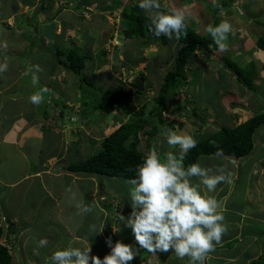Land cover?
Here are the masks:
<instances>
[{
  "label": "crops",
  "instance_id": "obj_1",
  "mask_svg": "<svg viewBox=\"0 0 264 264\" xmlns=\"http://www.w3.org/2000/svg\"><path fill=\"white\" fill-rule=\"evenodd\" d=\"M60 1L18 0V5L11 7V0H3V4L0 6V44H13L6 47V52L3 51L5 46H0V61L4 59L3 55L8 53L9 56L13 55V59L18 62L7 63V74L3 78L0 77V102H4L2 106L6 110H10L8 118L11 121L9 128L3 133V142L9 144L2 152L6 158L4 163L6 177L0 178V185L3 188V197L1 196L3 209L0 211V217L4 221L8 217L13 222L15 233L12 236L14 237L18 233L23 250L26 244L36 246L31 252L25 251L24 264H36L37 259L41 262L40 264H50V256L53 251L69 245L83 248L87 246L88 242L91 246L90 254L103 259L111 251L106 244L108 239H111L113 244L119 240L137 248L139 255L130 264H158L166 258V260H175L177 257L175 254L171 255V252H157L156 257L139 248L131 229L120 222L119 213L127 217L131 212L129 191L132 186L129 183L121 182L117 179L118 176L82 171L73 172L66 169L68 162H75L71 160V154L75 150L73 144L79 140L74 139V132H69L71 126L68 122L59 120V118L62 120L66 117L65 114L68 112H64V108L60 109L58 101L63 103L59 104L60 106H67V98L73 97L74 93L78 95L79 89L74 88L75 92L66 91L67 85L71 83L65 84V82L71 77L73 78L75 73L69 70V73H73L70 76L66 72L65 75H62L64 72H59L58 66L61 64L58 60V44L64 45L67 39H73L80 47H85L89 46L91 38L96 47H99V43L103 42L102 37L108 38L105 42L115 41V30L114 36L108 33V28H112L113 23L110 16H113L117 23L121 11L120 6H123L124 2L119 0L118 6L114 5L110 8L107 3H100V0H67L71 7L68 5L62 7ZM79 7L84 9L79 10ZM97 8L99 17H103V23L107 25L102 24L97 27L93 19L94 11ZM13 24L14 27H12ZM25 25L27 28H24ZM28 39L31 43L28 42ZM36 41L38 42L36 43ZM27 51L29 55L18 61V55ZM51 62L54 65V73L42 72L40 74V72L35 73L34 70L33 72L28 71L34 65L40 66L44 63L49 65ZM106 64L108 63L99 61L89 63L87 61L80 72L84 73L87 78L93 75V78H90L95 80L93 83L106 84L107 86L111 81L105 76L108 72H103L106 69ZM56 66L57 69H55ZM33 74L39 77V83L36 85L32 82ZM74 78L73 83L78 88L79 79L78 77ZM21 79L24 80L20 81ZM42 85L50 86L51 91L48 90L44 93V101L38 104L44 109L37 111L38 105L30 103L29 98L32 94L40 91ZM66 92H69L70 95ZM79 97L81 98L82 95ZM47 100L49 101L47 102ZM53 100L52 105L56 103L57 106L49 115L47 105ZM44 102H47L46 105L43 104ZM251 102L249 104L251 107L249 105L247 107L257 110L259 107L256 98ZM25 103L29 108L26 105L24 107ZM10 104L15 107L14 112L11 110ZM233 106L238 110L234 109L228 114L233 120L230 119L229 124L231 125H226L227 127L235 126L252 115L249 112L246 113L247 108L244 106L239 104ZM67 108L69 109L68 106ZM224 114H226L225 111L221 114L212 111L211 119L228 116ZM0 118L2 117L0 116ZM66 119H71L73 122L71 116H67ZM204 119L197 124L198 130L206 123ZM84 120L87 121L86 118ZM185 123L182 127L176 125L172 130L182 132ZM162 134H156L154 140H158ZM103 136L97 138L100 140ZM202 137L204 136L202 135ZM259 137V150L256 153H253L252 149L243 156L225 154L220 160H205V162H210V166L213 168L220 164H226L231 176L228 182L218 184L215 193L212 194L221 205L220 211L225 217L223 222L228 230L221 241L214 245V251L208 254L204 264L207 262L212 264L213 261L215 263L218 258L224 262L231 261L233 263L242 257L244 258L242 264H248L252 260L253 251L259 250L256 258L260 256L264 244V136L262 138L259 135ZM95 138L92 137V139ZM89 140V142H93L91 138ZM145 143H141V147L147 149ZM160 144L162 145L161 151L165 147L168 148L165 150L166 152L169 150L164 136H162ZM13 149L16 153L10 151ZM10 164L11 166H9ZM21 165H23V173L14 175L15 169ZM12 168L13 170L10 171ZM127 181L129 182V180ZM239 183L242 184L243 190L240 195L233 192L235 184ZM81 200L93 207L92 212L83 216L78 213L76 204ZM37 218L42 219V223L33 224L32 222ZM30 224L36 228L39 225L36 235L38 239H35L34 242L30 238L35 234L27 232ZM102 224H104L102 232L92 235L90 226L96 225L98 229ZM118 228L120 231H113ZM40 229H43L44 232ZM42 238L48 242L47 246L43 248L39 247V240ZM16 240L14 237L10 241L11 264H19L18 251L14 244ZM250 248L253 251L242 253L243 250ZM37 249L41 251L39 252ZM186 261L187 257L183 262L186 263Z\"/></svg>",
  "mask_w": 264,
  "mask_h": 264
},
{
  "label": "rangeland",
  "instance_id": "obj_2",
  "mask_svg": "<svg viewBox=\"0 0 264 264\" xmlns=\"http://www.w3.org/2000/svg\"><path fill=\"white\" fill-rule=\"evenodd\" d=\"M64 1V0H63ZM101 1V2H100ZM100 3H107L108 7H112L115 1L117 0H100ZM123 1V6H120V8H128L134 3H139L140 0H120ZM218 0H160L161 6L164 7L166 11L169 10H182L186 13V21L191 25L193 29H195L197 32L204 34L206 32V27L209 25H212V16L210 14V10L208 9V4H213ZM126 3V4H125ZM3 4V0L0 1V6ZM11 7H15L18 5V0H11ZM9 5V6H10ZM60 5L64 7L61 3ZM7 7V6H6ZM5 7V9H6ZM104 7H106L104 5ZM99 8V7H98ZM96 9L94 11V21L96 22L97 27L101 26L103 23V17H99L98 10ZM2 9V8H1ZM64 9H70V8H64ZM83 7H79V10H83ZM1 11V10H0ZM145 14L150 16L153 13H148L143 10ZM108 16V15H107ZM112 18V28H108V33H111V36H114V30H115V41L112 40V42H108L107 37H102L103 42L99 43V47H96V44L93 39H89V46L80 47V45L77 44V41L75 42L73 39H67L65 41L64 45L58 44L59 52L58 57L61 60H66V56H68V50L70 48L76 49L79 53L86 52L87 59L89 63L93 62H102V63H108L106 64V69L103 70V72H108V76L105 75L109 81V85H100L99 83H93L95 80H91L88 78L90 82L86 83L83 82L80 84L78 82V88L75 86L74 77H79L76 74H73L72 72L69 73L68 69H64L61 65L59 67V72H64L62 75L69 74L72 76L65 84H69L66 87V91L69 92H75L74 88L79 89V94L77 95L74 93V96H70L67 99L66 105L67 106H60L59 104H63L58 101V106L60 109L64 108V112H68V114L64 113L65 116H71L72 120L66 119L64 117L62 120L59 118L62 122H68V124L71 126L69 132H74V139L77 138L79 142L77 141L73 145H75V150L71 154L73 161H78L86 158L88 155L96 152L100 148V142L98 141L99 138L106 133H108L110 130H112L115 126H117L119 123L127 120V115H123L121 110L118 108H112L111 110L107 112H101L97 109H90L88 108V113L86 116L80 115L84 107L86 106L85 110H87V107L90 106L92 103L97 101L99 97V93L101 92V89H104L106 87L111 86H117L118 84L124 85L126 88L133 89L134 86L132 83H134V79L138 77L141 73L144 76V85L146 87V90H143L142 96L139 97L135 96L134 101L139 106L140 103H145L151 105V101L153 96L157 93L159 82L163 75L166 73L167 70L171 69L173 66V58L174 54L177 48V45L179 44L178 40L173 37L172 39H169L167 37V43L162 44L159 40L156 41H149L146 39L141 38H134V39H123L121 38V16L119 14L118 16V22L116 23L113 16H110ZM227 20L232 25V32L228 36L227 44L229 45V50L227 52H219L216 47H213L209 55H205L202 52L197 51L195 55L192 56L191 60L186 64V73H187V83L186 85L182 86L177 93H175L171 98L167 106L162 110V115L166 118V120H169V123H165L161 126L159 133H165L166 129H172L173 127H182L183 123L184 130L182 132H188L194 136L196 140L200 139L206 134L210 133V131L214 130L215 128L219 127V125L224 126H230V119L233 120L232 117H230V111L238 110L236 109L235 104H239L241 106L246 107V113L249 112L250 114H254V112H259L260 110L264 109V51L259 49L256 46V39L264 35V0H234L228 3L218 12V22L221 23L222 21ZM14 23V22H12ZM107 25V24H105ZM14 27V24L13 26ZM96 27V26H95ZM24 28H27L25 25ZM96 30V29H95ZM105 36V33H103ZM107 34V33H106ZM107 36V35H106ZM106 38V39H105ZM84 40V39H83ZM28 42L31 43L28 39ZM38 41H36L37 43ZM101 44V45H100ZM13 45L12 43L7 44V46ZM0 46H5L3 44H0ZM36 47L35 45H33ZM106 46V47H105ZM3 50L4 52L7 51V48ZM40 48V47H38ZM103 49H106L107 54L103 56L101 54V51ZM88 51V52H87ZM22 55V56H21ZM29 55V52L26 53L22 52L18 55V61L20 58H24V56ZM4 59L0 61V63H3L7 60V63H18L16 60L13 59V55L9 56V54H4ZM31 56V54H30ZM100 56V57H99ZM11 57V58H10ZM16 59V56H14ZM224 58H227L233 62H235L239 67H242L244 69H252L253 75H254V85L255 89L254 91L250 90L243 84H241L238 80H236L233 76V74L224 66ZM60 60V61H61ZM94 60V61H93ZM53 63L51 62L49 65L44 63L40 65V68L44 71H41L40 74L43 72H52L54 73V65L52 68ZM57 69V66L55 67ZM7 74L6 72L0 73V77L3 78ZM105 74V73H104ZM61 77V75H59ZM112 77V78H111ZM98 79V77H95ZM24 79H21L20 81H23ZM44 83V82H43ZM36 85V84H35ZM46 86L42 85V88ZM50 86H47L46 88L51 91ZM17 90H21L19 88H16ZM144 89V88H143ZM66 92V93H69ZM70 95V93L68 94ZM82 97L80 98L79 96ZM254 96V97H253ZM249 98H251V101H253L254 98L258 101V109L252 110L251 108L247 107V105L251 104L252 102L249 101ZM50 100V99H49ZM47 100V102L49 101ZM46 102V103H47ZM53 101H50L47 105L48 107V114L50 115L51 112H53V108H55L57 105L56 103L52 105ZM2 103L0 102V178H3L5 176L4 171V163L6 162V158L4 157L5 149L8 147L7 142H3V133L5 130H7L11 124L9 116L10 110H6L4 106H2ZM44 102L43 104L46 105ZM85 104V106H84ZM11 105V104H10ZM24 107L29 108V106L25 103L23 104ZM12 106V105H11ZM251 107V105H249ZM146 106V111H147ZM242 108V107H241ZM15 107L12 106L11 110L13 111ZM44 109V107H41L38 105L36 108L37 111H40ZM212 111H217V114H221L223 111H225L228 116H221L219 119H211L212 117ZM14 112V111H13ZM241 112V111H239ZM234 114V113H233ZM248 114V113H247ZM7 116V117H6ZM237 117V115H235ZM87 119L85 122L84 119ZM147 120H150L151 122L156 121V115H147ZM206 121L202 126H200L199 130L197 129V124L201 123L200 120ZM90 120V121H89ZM55 121V120H54ZM179 123V124H178ZM88 129H91V131H88ZM101 130V132H99ZM92 132V133H91ZM98 132V133H97ZM97 135V136H96ZM263 138L264 136V124H261L258 126L252 135V141H253V153L258 152V144L260 143V137ZM164 136V141L166 142L165 135L162 134L159 136V139L155 141L154 146L152 148H155L159 153L164 154L166 153L165 150L168 148H164L163 151L160 150L161 148V138ZM92 137H96L95 139H92ZM89 138L93 142H89ZM143 138V137H142ZM96 143H95V142ZM255 141V143H254ZM143 143V139L140 141V145ZM160 144V145H159ZM256 144V147H255ZM84 147V148H82ZM251 149V150H252ZM147 151L150 150V148L145 149ZM250 150V151H251ZM12 153H16L13 150H10ZM170 151V149L168 150ZM212 155H201L200 157H197L196 163H200L202 166H210V162H205V160L211 159ZM199 158V159H198ZM68 160V159H67ZM68 160V161H71ZM69 163V162H68ZM11 166V164L9 165ZM10 169V171H12ZM14 175H21L23 173V165L17 167L15 171L13 172ZM12 173V175H13ZM6 177V176H5ZM118 180H121V182H127L126 179L119 177ZM193 183H198V178L193 177L192 178ZM242 184H235L233 192L235 194H242ZM217 187V186H216ZM1 188V185H0ZM3 188L0 189V211L3 209V199L2 196ZM201 191H206L203 189V186H201ZM215 193V190L211 193H208V195L212 196V194ZM67 195V194H66ZM3 197V196H2ZM66 197V196H65ZM113 207V206H112ZM114 208V207H113ZM6 210H9V208H6ZM28 217V216H27ZM2 218V217H1ZM35 223H42V219L37 218L34 219L32 222ZM224 223V222H223ZM225 224V223H224ZM1 225L3 226L4 230L6 231L7 228V222L4 221V219H1ZM39 228V225H37ZM44 225L42 224V227ZM34 227L30 224L29 233H34L30 240L32 242L35 241V239H38L36 236L39 229ZM44 228V227H43ZM261 229L262 226H261ZM44 232L43 229H40ZM15 239H17L15 244V249L18 251V261L19 264H24V254L25 251L31 252L32 249H35L36 246H30L29 244L25 245V249H22V242L19 240L18 233L14 235ZM13 237V238H14ZM2 242H4L5 237L2 238ZM257 246V243H255ZM38 250V249H37ZM220 250V249H219ZM39 252L41 250H38ZM253 251L252 248L243 250L242 253H248ZM171 252V251H170ZM257 252H252V259H256ZM175 254L174 252H171V255ZM157 257V256H156ZM239 258V257H237ZM167 259V258H166ZM164 261H161V263L158 264H190V260L187 257L186 263L183 262V260L180 259H169ZM244 261V258L234 261L231 263V261H225L222 259H216L215 263L214 261L212 264H242ZM36 264H40L41 262L36 260ZM198 264V262H197ZM205 264H210V262H207Z\"/></svg>",
  "mask_w": 264,
  "mask_h": 264
},
{
  "label": "clouds",
  "instance_id": "obj_3",
  "mask_svg": "<svg viewBox=\"0 0 264 264\" xmlns=\"http://www.w3.org/2000/svg\"><path fill=\"white\" fill-rule=\"evenodd\" d=\"M63 6L71 7L67 0H61ZM139 8L153 13L150 15V31L156 36L175 37L180 40L187 35L186 13L182 10L160 11V0H140ZM206 32L211 35L219 52H227L228 36L232 25L224 20L216 26L209 25ZM6 47V45H5ZM8 69L7 61L0 63V73ZM42 71L39 65L29 68V72ZM139 77V76H138ZM33 84L39 83V77L33 74ZM144 88V83H143ZM46 87L32 94L30 103L38 105L44 101ZM165 138L170 151L159 153L155 148L143 156L142 162L136 165L134 178L129 180L132 186L129 191L131 212L125 217L119 213V220L131 229L134 240L139 248L156 256L157 252H174L183 260L188 257L190 264H204L214 245L218 244L227 232L223 223L224 215L220 211V203L208 193L216 186L230 180L231 173L226 164L202 166L191 163L185 167L184 161L188 153L196 147L198 141L188 132L165 130ZM222 149L217 147L211 159L220 160L224 157ZM198 178L193 183L192 178ZM201 186L206 191H201ZM78 213L83 216L92 212L93 207L83 200L76 204ZM120 223V224H121ZM104 224L97 229L90 226L94 234L102 232ZM114 232L120 228L113 229ZM0 238V242H2ZM46 239L39 240V247L47 246ZM7 244L11 247V242ZM111 251L103 259L91 255V246L73 247L69 245L57 249L50 256V264H130L139 252L136 247L119 240L112 243L106 240Z\"/></svg>",
  "mask_w": 264,
  "mask_h": 264
},
{
  "label": "trees",
  "instance_id": "obj_4",
  "mask_svg": "<svg viewBox=\"0 0 264 264\" xmlns=\"http://www.w3.org/2000/svg\"><path fill=\"white\" fill-rule=\"evenodd\" d=\"M231 1L234 0H218L213 4H208V9L212 16V26L219 24L218 12ZM119 4L120 1L117 0L112 6H118ZM138 5L139 3H134L128 8H121L120 37L130 40L134 38L149 41L159 40L162 44H166V36L156 37L149 30L151 23L150 16L145 14ZM160 11L164 12L166 10L161 6ZM185 23L187 35L178 40L179 44L174 54L173 66L161 78L157 93L153 96L150 106L146 102L140 103L138 106L134 101V96L139 97L143 94V91L136 89L135 83H132L133 89L126 88L122 84L101 89L97 101L88 106L86 111H84L86 108L84 104L85 107L80 113L84 117L88 113V108L107 112L116 107L121 110L123 115H127L128 119L119 123L112 131L99 140L100 148L96 152L82 160L68 163L66 165L67 170L118 176L127 180L134 178L135 167L142 162L143 156L147 152L146 148L141 147L140 141L143 139V142H146L147 149H153L156 134L159 133L164 122L169 123V120H166L162 115V110L167 106L170 98L182 86L186 85V64L197 51L209 55L210 50L216 47L210 34L207 32L201 34L193 29L187 21ZM255 43L259 49L264 51V35L256 39ZM101 54L105 56L107 54L106 49H103ZM87 57L86 53H79L76 49L70 48L66 60L63 61L59 57L58 60L64 68L73 71L79 76V82L82 84L83 82H90L85 74L80 72L88 61ZM224 66L233 74L236 80L254 91L255 85L252 69L239 67L235 62L227 58H224ZM139 77L144 81L142 73ZM143 90H146L145 85ZM146 106L149 107L147 111ZM148 114L156 115V121L151 122L147 120L146 116ZM261 124H264V109L255 112L235 126L218 127L212 133L197 140L196 147L188 153L184 161L185 167L191 163H196L199 155H212L216 152L217 147L222 149L224 154L228 155L243 156L249 153L253 147V132ZM1 219L0 217V238L5 237L4 242L10 243L13 238L12 234L15 233V226L6 217L5 221L8 225L5 231L1 225ZM0 264H11L9 247L7 244L1 242ZM248 264H264V244L260 256L249 261Z\"/></svg>",
  "mask_w": 264,
  "mask_h": 264
},
{
  "label": "water",
  "instance_id": "obj_5",
  "mask_svg": "<svg viewBox=\"0 0 264 264\" xmlns=\"http://www.w3.org/2000/svg\"><path fill=\"white\" fill-rule=\"evenodd\" d=\"M134 83L136 84V89L138 91H143V80L140 77H136Z\"/></svg>",
  "mask_w": 264,
  "mask_h": 264
},
{
  "label": "bare ground",
  "instance_id": "obj_6",
  "mask_svg": "<svg viewBox=\"0 0 264 264\" xmlns=\"http://www.w3.org/2000/svg\"><path fill=\"white\" fill-rule=\"evenodd\" d=\"M252 260H254V259H252Z\"/></svg>",
  "mask_w": 264,
  "mask_h": 264
}]
</instances>
